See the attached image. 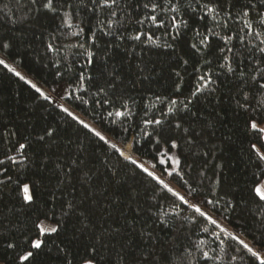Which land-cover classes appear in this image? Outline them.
Returning a JSON list of instances; mask_svg holds the SVG:
<instances>
[{"label":"snow or ice","instance_id":"obj_1","mask_svg":"<svg viewBox=\"0 0 264 264\" xmlns=\"http://www.w3.org/2000/svg\"><path fill=\"white\" fill-rule=\"evenodd\" d=\"M17 2L27 9L26 14L20 17V22L30 18L35 26L41 17L55 22L51 30L41 25L33 32L35 40L42 46L43 58L49 60L57 69L55 78L61 80L67 77L65 87H72L83 94L89 92L86 85H94L95 91L91 93L92 102L100 105L101 108L108 104L113 109H123V111H108V117L111 118L114 115L120 119L122 125L133 118L134 113L128 103L132 97L124 94L126 79L121 70L115 65L112 66L111 71L108 70L112 59L111 49H120L125 41L133 42L131 48L126 44L124 47L130 58L135 56L141 58L140 62L135 64L133 73L138 80H150L152 77V73L146 70L143 61V56L146 55L144 49L149 47V42L157 48L163 47L166 52L171 49V52L176 54L174 69L180 70H174V75L179 80H174L173 84L175 91L182 98H165L168 107L166 112L162 111L161 118L155 115L149 117L148 112L144 113L147 118L141 121L143 126L137 125L140 129V139H137V135H133L132 153L126 157L124 151L115 143H111L105 135L101 134V131L95 130L88 123L80 120L67 107H62L61 111L103 144L111 147L119 156L124 157L134 166L132 169L134 173L138 172L149 177L163 190L162 194L156 196V210L152 212L150 208L146 209L137 204L133 210L136 217L150 212L155 216V224L159 226L160 231L178 232L185 227L186 223L198 226L205 222L211 223L221 233H226L220 242L221 250L225 251V254L231 248V244L225 241H234L249 254L251 264H255L256 261L264 264V243H261L259 247L256 243L250 246L249 243L240 239L238 234L228 231L218 223L217 219H213L209 214L211 210H204L209 205L212 209L217 208L219 198L206 199L201 204L196 199L197 188L194 185H189L185 195H180L163 179L154 175L153 171L145 167L142 162L133 158L143 149L145 141L149 143L154 141L155 145H160V137L167 134L168 140L165 143L169 147L167 150L155 149L156 155L153 159L156 163L152 165V168L155 169L161 165L163 166L160 169L161 175L178 177L182 184H188V180L185 179L186 154L183 149L186 147L188 154L192 156L207 157L212 153V148L203 152L197 149L205 146L204 136L207 134V129L214 127L215 122L223 119V105L227 97L235 115L243 117L244 130L251 133L248 158L259 170L261 178L254 180L249 189L252 194L250 203L255 205L253 215L261 224H264V0H164L163 4L159 0H17ZM158 9L164 14L171 12L174 15L168 16L166 21L164 19L158 21ZM146 21L151 22L156 28H164L167 23L165 35L170 39L163 45L157 44L153 39L154 33L143 31ZM209 21L210 24L207 23ZM229 21L240 27L232 30ZM12 23L15 24L17 21ZM201 27L205 29L203 32ZM189 30L193 33V39L189 45L188 58H185L177 53V42ZM101 42L104 47H101ZM137 46L140 47V52L136 51ZM12 47L13 44L10 41L0 38V66L29 85L38 94V98L49 104L54 103L52 97L40 86L27 80L19 71L10 67L6 57H11ZM37 55L40 56L41 53L38 52ZM57 57L63 62L62 69L61 64L56 60ZM12 62L15 63V60L13 59ZM188 66H191L197 75L194 88L185 96L181 91L183 83L181 70L187 72ZM97 67L101 70L102 83L91 74ZM202 68L203 71H201ZM86 70L91 71H87L86 74ZM220 76L224 79L218 80ZM225 82L230 85L227 93L222 91ZM52 91L55 92L56 89ZM75 99L85 105L89 103L84 95H75ZM204 107H208L207 115L204 114ZM213 114L214 119H209ZM198 122H203L199 130L194 126ZM122 131L127 132L128 128L123 127ZM150 137L152 140H149ZM55 138L56 130L52 127L42 129L36 137L38 141L49 145L55 142ZM17 143L18 147L14 145L13 148L0 152L3 156L0 158V244L17 253L16 264H25V262L32 264L36 255L45 246V241L41 237L47 236L52 243H55L59 233L68 227L73 228L76 234L93 229L94 226L89 219L90 209L99 205L100 201L95 198L94 192L86 193L83 200L75 195L77 184L82 189L93 187L91 177L83 168L86 164L85 160L77 157L70 163L61 164L58 158L55 169L59 171L61 178L56 190L49 193L50 202L45 201V204L50 203L51 207L38 215L33 222L36 237H28L22 243L19 242L14 233L10 234L11 221L7 218L8 213L4 211L7 207L4 202V190L8 189L9 193L14 192L20 201L19 207L13 206L8 209L12 215L37 207L38 185L34 181L21 180L20 171L13 166H17L18 169H30L33 166L44 169L47 168L49 160L41 159L37 162L31 159L25 152L28 145ZM172 149H176L177 152L172 154ZM13 151L15 155L11 154ZM13 172H15V179H13ZM74 180L75 183H73ZM107 191L105 189L104 193ZM104 193L102 196L107 201L104 207L112 209L114 205L120 203L118 197L114 196L112 200H109ZM189 194L192 195L191 201L186 198ZM169 197L175 198L170 204L160 203ZM130 198L133 201L136 199L132 194ZM181 205H190L197 215L191 221H186L181 211H174L171 213L174 219L170 222L169 213L165 211V207L179 208ZM229 206H232L231 200L225 202V207ZM232 207L234 211L235 206ZM120 218L124 227L132 228L126 213L121 212ZM71 221L75 223L70 224ZM77 224L79 227L76 226ZM100 229L99 233L93 231L90 237L92 242L87 245L83 255L73 256L70 251L56 244V254L61 257V264H102V262L103 264H177V261L179 264H201L202 261L215 259L199 244L191 246V249L184 248L177 251H174L175 245L171 243L167 248L163 247V242L156 234L155 228L153 231L139 232L144 244L140 251H130L127 242L120 244L117 249L111 245L110 241L119 237L124 232V228L114 222L107 226L102 223ZM203 230L207 231L206 228ZM132 231L136 230L132 228ZM126 234L131 235V233ZM74 238L78 239L79 235H74ZM25 244L26 248L23 247ZM200 244H203V241H200ZM33 250L36 252L34 253ZM227 259L229 262L235 261L237 256H227Z\"/></svg>","mask_w":264,"mask_h":264},{"label":"trees","instance_id":"obj_2","mask_svg":"<svg viewBox=\"0 0 264 264\" xmlns=\"http://www.w3.org/2000/svg\"><path fill=\"white\" fill-rule=\"evenodd\" d=\"M159 2L163 4L164 0H159ZM26 12L27 9L22 7V4L18 3L17 0H0V38H5L13 44L10 49L12 55L8 58L14 59L22 70L45 87L54 88L66 83L67 77L61 80L55 78L54 74L57 69L52 66L49 60L43 58L42 46L33 36V32L38 30L41 25L51 30L55 22L44 17H41L35 26L30 18L20 22V17L24 16ZM171 15L174 14L171 12L164 14L158 9L157 19L158 21L161 19L166 21L167 17ZM12 21H17V23L13 24ZM207 23L210 24L211 22ZM229 25L232 30L240 27L232 21H229ZM167 28V23L164 28H156L149 21L143 25V31L154 33L153 39L159 45L165 44L166 40L170 39L165 35ZM204 30L201 27V31ZM192 39L193 33L189 30L186 35L178 40L177 53L179 55L188 58L189 45ZM214 43L219 42L214 41ZM124 44L128 45L129 48L133 46L131 41H125ZM124 44L121 45L120 49H111L112 59L108 70L111 71L112 66L115 65L124 74L126 79L124 94L132 97L128 101L134 113L131 120L122 125L120 119L114 115L109 118L108 111H123V109H113L108 104L101 108L100 105L94 104L91 93L95 91V86L91 84L86 85L89 88V92L86 94L69 87L70 93L65 100L70 107L97 124L116 144L123 145L121 149L124 154H127H125L126 157L132 153L133 135H137V139H140V129L137 125L143 126L141 121L147 118L144 113L148 112L149 117L155 115L157 118H161L162 111L166 112L168 107L165 98L180 97L173 84L174 80H179L175 77L174 70L180 69H174L176 54L172 53L171 49L166 52L163 47L157 48L149 42V47L144 49L146 55L143 56V61L146 70L152 73V77L150 80H138L133 73L135 72V64L140 62L141 58L139 56L130 58L126 54ZM101 47H104L103 42H101ZM136 51L140 52L139 46L136 47ZM38 52L41 53L40 56L37 55ZM56 60L61 64L62 69L63 62L59 57ZM203 70L202 68L201 71ZM87 71L91 70H86V74ZM100 71V68L97 67L96 71L91 74L102 83ZM181 72L183 76L181 91L186 96L195 86L197 73L193 71L191 66H188L187 72L183 70ZM223 79V76L218 78V80ZM229 87L230 85L225 82L222 91L227 93ZM74 93L75 95H84V98L89 101L88 105L76 100ZM157 97L161 99L157 100ZM117 103H119L118 98ZM223 108V119L215 122L214 127L207 129V134L204 136L205 146L197 149V151L203 152L212 148V153L207 157L192 156L188 154V149L185 147L183 149L186 154L184 163L187 175L185 179L188 180V184H182L178 177H169L171 185L169 187L186 193L189 185H194L197 188L196 199H200L201 204L206 199L219 198L217 208L212 209V206L209 205L205 210H211L212 214L221 217L229 227L237 230L240 235L252 244L256 243L259 247L261 243H264V224H261L253 215L255 205L250 203L252 194L249 189L254 180L261 177L259 170L248 158V143L251 133L244 130L243 117L235 115L227 97H225ZM203 111L207 115L208 107H204ZM209 119H214V114ZM194 126L199 130L203 126V122H198ZM46 127H52L56 130L55 142L50 145L36 139L41 130ZM123 127H127L128 131L123 132ZM228 137L230 139H226ZM149 140L152 138L150 137ZM167 140L168 135L166 134L160 137V145H155L154 141L152 143L145 141L143 149L137 152L133 158L136 157L138 162H149L153 165L156 163L153 159L156 155L155 149L164 150L165 147H169L165 143ZM17 142L28 145L25 152L31 159L37 162L41 159L49 160L47 168L44 169L35 166L30 169H18L17 166H13L14 169L20 171L21 180L34 181L38 185L36 189L37 207L31 210L25 209L15 216L12 215L8 209L13 206L19 207L20 201L14 192L9 193L8 189L4 190V202L7 205L4 211L8 213L7 218L11 221L9 224L10 234L14 233L19 242L22 243L28 237H36L33 222L38 215H41L43 211H48L51 207V204H45V201L50 202L49 193L56 190L57 183L61 178L59 171L55 169L58 158L61 164L70 163L72 159L77 157L85 160L86 164L83 168L91 177L93 187L82 189L77 184L75 195L83 200L86 193L94 192L95 198L100 201L99 205L90 209L89 219L94 226L93 229L76 234L73 228L68 227L59 233L55 238V243H52L47 236L41 237L45 241V246L36 255L32 264H61V257L56 254V244H60L61 247L70 251L73 256L83 255L87 245L92 242L90 237L93 231L99 233L102 223L107 226L114 222L119 223L124 228V232L119 237L110 241L111 245L117 249L120 244L127 242L130 251H140L144 244L139 232L141 230L153 231L155 228L156 234L163 242V247L167 248L171 243L175 245L174 251H177L184 248L191 249V246L199 244L204 251H208L209 255L215 258L213 261H202L201 264H251L248 258L249 254L234 241H225V243L231 244L227 254L221 250L220 242L226 233H221L211 223L205 222L199 226L186 223L185 227L178 232L173 230L160 231L159 226L155 224V216L151 215L150 212H145L144 215L136 217L133 210L137 204L146 209L150 208L154 212L156 210V196L162 194L163 190L149 177L138 172L134 173L132 171L133 165L62 112L61 107L55 101L49 104L38 98V94L29 85L0 66V152L7 148H13L14 145L18 147ZM11 154L15 155V152L13 151ZM0 158L3 156L0 155ZM217 165H221V167H217ZM161 167L163 166L158 165L154 169L156 171L154 175H161ZM15 178V172H13V179ZM161 179L167 180L162 175ZM105 189L108 190L107 193H104ZM102 193L107 195L109 200H112L114 196L118 197L120 203L114 205L112 209L104 207L107 201L104 200ZM130 194L136 197L135 201L131 200ZM189 196L192 197L191 194ZM174 199V197H169L160 203L167 205ZM228 200H231L232 206H235L234 211L232 206L225 207V202ZM177 204H179L178 201ZM178 210L181 211V215L186 221H191L197 215L190 205H181L179 208L165 207V211L169 213L170 222L174 219L171 213ZM121 212L127 214L128 221L136 230L135 232L132 231V228L124 227L120 218ZM49 215H51L50 211ZM69 223H75V221ZM76 226L79 227V224ZM205 228L207 231L203 230ZM126 233H131V235ZM74 235H79V238H74ZM200 241H203V244H200ZM23 247L26 248L27 245L25 244ZM33 251L36 252V250ZM233 255L237 256V259L229 262L227 256ZM16 258V252L6 249L0 244V264H16ZM177 264H179L178 261ZM255 264H259V261H256Z\"/></svg>","mask_w":264,"mask_h":264},{"label":"rangeland","instance_id":"obj_3","mask_svg":"<svg viewBox=\"0 0 264 264\" xmlns=\"http://www.w3.org/2000/svg\"><path fill=\"white\" fill-rule=\"evenodd\" d=\"M8 62H9V65L10 67H13L15 68L16 71H19L21 73V75H23L27 80H30L32 83H35L37 84L38 86H40L42 88L43 91H45L46 94L50 95L53 99V101H55L61 108L62 107H67L69 109V111H71L75 116H77L80 120H83L85 123H88L90 125V127L94 128L95 130H98V131H101V134L102 135H105L106 138L111 142V143H115L111 137H109V135H107L97 124H95L91 119L87 118L86 116L82 115L81 113H79L78 111H76L75 109H73L72 107H70L65 98L69 95L70 93V89L69 87H65V83H62L54 88H48V87H45L43 84H41L40 82H38L37 80H35L34 78H32L29 74H27L24 70H22L19 65L15 62L13 63L11 59H9L8 57H6ZM52 89H56L55 92L52 91ZM62 97V98H61ZM116 144V143H115ZM116 146H118L119 148H122L123 145H119V144H116ZM168 147H165L164 150H167ZM172 154H175L177 152L176 149H172L171 150ZM126 154V153H125ZM127 155V154H126ZM135 159H137L136 157H134ZM144 166L145 167H148L150 171H153L154 174H156V171H154V169L152 168V165L151 163L149 162H143ZM158 174V173H157ZM157 176H159L161 178V175L158 174ZM162 176H165L166 177V181H164L165 183H168L169 186L170 183H169V177L165 174V175H162ZM174 190L176 192H178L180 195H185V192L179 190V189H176L174 188ZM189 201L192 200V197H190L189 195L186 197ZM200 203H201V200L200 199H197ZM205 210V209H204ZM206 211V210H205ZM213 219H217L218 223L221 224L222 227L226 228L228 231H231L233 232L234 234H238L240 236V239L244 240L246 243H249V245L251 246L252 243L244 238L242 235L239 234V232L237 230H234L232 229L231 227H229L225 222L224 220L219 217V216H216L214 214H212L211 212L209 213Z\"/></svg>","mask_w":264,"mask_h":264}]
</instances>
